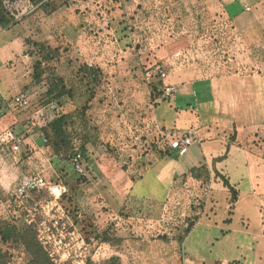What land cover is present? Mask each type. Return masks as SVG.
<instances>
[{"label": "rangeland", "instance_id": "1", "mask_svg": "<svg viewBox=\"0 0 264 264\" xmlns=\"http://www.w3.org/2000/svg\"><path fill=\"white\" fill-rule=\"evenodd\" d=\"M0 10L8 21L0 25L4 264H39L19 239L24 228L50 264L253 263L252 252L235 245L262 229L256 205L264 202V160L252 150L264 151V128L245 129L242 148L207 143L213 157L226 156L217 170L239 196L214 169L180 176L182 160L166 155L180 134L166 137L153 121L168 105L154 107L165 84L187 78L209 91L204 102L217 97L221 116L264 124V0H1ZM215 80L227 91L212 95ZM19 95L28 96L27 109L11 107ZM61 116L68 117L65 143L57 147L49 124ZM16 138L25 142L14 154ZM207 144L196 141L187 155ZM76 152L82 173L72 163ZM37 172L65 186L59 204L70 230L47 222L36 233L6 215L16 184Z\"/></svg>", "mask_w": 264, "mask_h": 264}, {"label": "crops", "instance_id": "2", "mask_svg": "<svg viewBox=\"0 0 264 264\" xmlns=\"http://www.w3.org/2000/svg\"><path fill=\"white\" fill-rule=\"evenodd\" d=\"M199 81L200 80H189L186 78L184 80L176 79L172 83L165 84L174 86L175 92L168 98L163 99L160 97L161 99L156 101V103L154 104V107H156L160 104V102H168V105L165 106L164 112H158V118L155 117L157 120L153 121V125L160 134L169 137V134L182 135L191 132L194 139L193 143L197 141L198 144L202 145L203 143L207 144L214 140H220L221 142L225 143V145L227 144V146L231 148H242L241 142L243 140L240 138L243 137V131H245V129H251V127L254 128V126L255 130L264 128V124L262 123L256 126V123L253 122L254 124L250 125V123L248 124V120V122H244L243 118L241 120L240 116H231L229 112H227V114L225 112V115L221 116V112L219 111L220 103L217 97L213 102H210L209 104L204 102L207 101L208 97L211 94H209V91L204 89V85L202 86V83H199ZM219 83L220 82H218V80L210 83L211 91L213 90L212 95H218V90H223L224 92L227 91L226 89H223V86ZM203 91H206V93H208L202 94ZM226 132H228L229 134L232 133V135H236V139H234L233 141L229 140L230 136L227 134L228 137H226ZM244 144L247 145V143L245 142ZM247 146L244 148L246 151H248L249 149V147ZM188 149L189 147L185 150L184 153L179 154L177 151L171 150L169 147V153L167 155L177 153L179 156L178 159L182 160L181 164L183 165V171L180 173V176L186 174L189 170L192 171L193 169H198L200 167H206L207 169H210L212 171L214 169L216 172H219L217 170V165L219 164V162L226 158V156L213 157V151L208 144L207 148H203L200 151V154L194 157L187 155ZM252 151L255 152V154L261 160H264V151L261 152L257 149H253ZM36 155L38 156V154ZM219 173L222 174V172ZM21 180H19V182H21ZM236 192L238 193L239 191ZM238 195L240 196V192L238 193ZM253 195L256 198L255 191L253 192ZM258 198L264 201V194L258 196ZM240 204L241 201L238 197L236 203L234 204V210L238 211V207ZM261 205H256V208L258 207L256 210L259 212V214L260 208L264 210V202ZM259 217H261L259 225L262 226V229H259V235L257 236L258 239L250 240L252 242L249 244L235 245V249L237 251L240 248L244 251H251L252 253L249 256L255 258L253 260V263L248 262L247 258H242L241 261L233 260L230 263L261 264L262 261H264V215L263 217ZM239 219L241 221H246L247 223L249 222L248 218H244L242 216ZM236 233L239 234L238 236L246 235V233ZM234 235L236 234H226L224 236L225 238H229L230 236ZM222 264L226 263L223 262Z\"/></svg>", "mask_w": 264, "mask_h": 264}, {"label": "built area", "instance_id": "3", "mask_svg": "<svg viewBox=\"0 0 264 264\" xmlns=\"http://www.w3.org/2000/svg\"><path fill=\"white\" fill-rule=\"evenodd\" d=\"M251 9L248 6L244 7L245 12H249ZM164 77V75H162ZM175 92V88L172 85H165L163 95L161 98L165 99L170 97ZM1 107V103H0ZM11 107L16 109H27L29 107V98L27 95H19L12 99ZM48 110L57 113L59 110L56 105L50 104ZM33 126L34 123L31 122ZM13 139V138H12ZM44 142L46 140L44 139ZM194 142L193 134L191 132L174 136L171 138L169 147L171 150L177 151L179 154L185 152ZM24 139L16 138L11 151L17 154L21 151ZM82 155L76 152L73 156L72 163L75 170L82 173L81 169ZM67 190L65 186L60 183H54L48 179L44 173H36L31 176H27L19 182L13 192L11 193L5 213L8 217L14 219H22L28 226H30L36 233L41 232L47 222L51 227L58 232V227H61V231L68 228H73L72 224H69L67 216L64 215L61 205L59 204L62 198L65 196ZM46 203V207L43 204ZM68 225V226H67ZM67 226V227H66ZM46 227V226H45ZM44 227V228H45ZM50 231V226L47 228ZM70 240L72 241L75 235V230L68 231ZM38 239L42 245L48 242H42V239L38 235Z\"/></svg>", "mask_w": 264, "mask_h": 264}, {"label": "trees", "instance_id": "4", "mask_svg": "<svg viewBox=\"0 0 264 264\" xmlns=\"http://www.w3.org/2000/svg\"><path fill=\"white\" fill-rule=\"evenodd\" d=\"M28 1L32 3L36 2V0H28ZM0 7H1V0H0ZM7 24H8V21L3 16L2 11L0 10V25L6 26ZM67 119L68 117L66 116L56 117L49 124L50 132L53 134V137L55 139V145L57 147H62V145L65 143L63 138L65 136V126L67 123ZM192 171H194V169ZM217 173L222 178L223 187L227 188L229 191H232L236 194V190L230 185L229 179L226 178L225 175L219 172ZM236 197L237 195H234V199L232 203H236ZM230 222H231V219H230ZM19 239L22 242V244L27 248V250L32 253V255L34 256V260L36 262H38L39 264H50L44 252L42 251V248L36 242L33 232L29 228L23 229L22 234L19 237ZM6 258H7V255L3 254L1 247H0V264H4Z\"/></svg>", "mask_w": 264, "mask_h": 264}]
</instances>
